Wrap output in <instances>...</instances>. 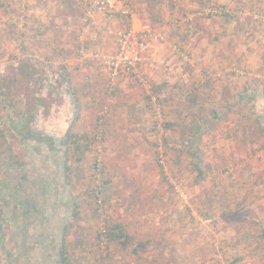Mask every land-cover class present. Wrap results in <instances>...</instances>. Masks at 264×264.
Listing matches in <instances>:
<instances>
[{
	"label": "rangeland",
	"instance_id": "1",
	"mask_svg": "<svg viewBox=\"0 0 264 264\" xmlns=\"http://www.w3.org/2000/svg\"><path fill=\"white\" fill-rule=\"evenodd\" d=\"M89 1L0 0V73L16 79L10 105L0 103V264H60L64 238L80 264H97L107 249L98 247L96 237L109 220L126 224L135 244L151 240L141 258L118 249L117 264H154L160 253L168 262L187 257V264H229L244 255L248 264H264L261 249H254L247 235L264 223V138L254 134L264 123V94L258 91L264 88V0H161L157 8L144 0H122L131 6L128 14H101L83 27L82 7ZM24 15L28 27H20L30 37L38 22L54 27L34 51L7 37L12 18ZM131 16L152 24L165 39L154 45L146 64V81L166 89L163 106L152 99L155 113L145 87L133 78L110 85L101 63L92 59V53H113L106 44L131 27ZM101 18L113 24L96 29ZM80 28L86 35L77 53L68 39L73 42V31ZM86 55L91 69L77 70ZM63 68L69 78L60 88ZM201 80L212 82L218 99L235 102L236 108L202 139L206 182L195 186L190 169L181 173L167 163L169 184H164L153 145L170 134L165 126L177 120L180 91ZM243 127L250 137H244ZM84 132L92 138L102 134L103 140L92 139L87 152L67 154L68 136ZM41 137L51 142L38 141ZM84 141L83 149L89 143ZM215 185L233 195L218 200V210L205 219L199 211Z\"/></svg>",
	"mask_w": 264,
	"mask_h": 264
},
{
	"label": "trees",
	"instance_id": "2",
	"mask_svg": "<svg viewBox=\"0 0 264 264\" xmlns=\"http://www.w3.org/2000/svg\"><path fill=\"white\" fill-rule=\"evenodd\" d=\"M122 1V0H121ZM144 3L147 5V7H153L157 8L159 5H161L163 2L161 0H144ZM87 4V3H86ZM128 7H131L130 4H126ZM11 7V2H8L5 6L4 9L6 10L7 13H9V8ZM89 8V5H86L82 7L83 11V16L84 21L82 22L83 27L89 26L92 24V22L96 19L99 18V15L90 18L87 17V9ZM17 13V12H15ZM106 14H114V15H121L117 12H106ZM103 16V15H102ZM130 16V14H129ZM129 16H126V18ZM13 21V27H11L8 32V39L12 42H17L20 45H22L21 49L24 51H27V49L30 47L34 51V47L36 44L41 45V39L44 37L46 33L54 32L53 26H49L48 23L46 22H38V24L35 26V30H33V37H30L27 31H24L26 29H22L23 27L26 28L28 27L27 23H22L26 19H28L27 15H24L22 18L18 16V18H12ZM15 19L17 21H15ZM22 24V28L20 25ZM152 25V24H151ZM132 27V26H131ZM131 27L128 26L130 29ZM128 28L121 29V30H127ZM58 32H65L64 28H57L55 29ZM60 30H65V31H60ZM31 31V29H30ZM83 29H79L77 32V29L73 31V39L74 41H70L71 38L68 39L69 44H72V48L75 49L76 51L82 50L83 48V41L80 42L81 40H78V36H81L84 32ZM79 33V34H78ZM53 34V33H52ZM27 39L31 41L28 42ZM80 39V38H79ZM114 42V41H113ZM44 44V43H43ZM79 53V52H78ZM55 54V51H54ZM46 61H49L52 59V56H47ZM93 59V58H92ZM96 60V59H94ZM98 61V60H96ZM100 62V61H99ZM38 63H41L38 61ZM102 65V64H101ZM64 69L63 73V80H58L57 84H59L60 88H62V85L66 84L65 81L67 82L68 80V74L66 69ZM79 69V67H78ZM77 69V70H78ZM70 72V71H69ZM16 79L10 75H7L5 73H0V103L9 106V104H6L7 101H9V98L14 96L12 92L14 83ZM110 83V81L108 80ZM136 82V81H135ZM264 82V81H263ZM256 85L262 84L259 83L258 81L255 82ZM117 84V83H116ZM114 84L113 86H115ZM110 85H112L110 83ZM264 85V83H263ZM153 92L146 95L145 100L147 101L148 105L150 106V110L154 111L155 113V105L152 103V99L155 100L156 102L160 105L163 106L167 102V98L163 97V93L166 91L164 85H153L151 84ZM259 86V85H258ZM15 89V87H14ZM58 89V85L55 86V90ZM244 89H247L245 86ZM16 90V89H15ZM116 88L111 92L115 93ZM246 92V90H244ZM261 91L264 94V88ZM181 105L177 107L174 111L177 116L176 121H170L167 122L165 128L167 131L170 132L168 136L163 137L162 141L158 142L153 145L156 148V154H157V164L159 165V172H160V177L162 178L161 182L164 184L168 183V180L166 178V173L164 171V168L166 167V164L171 166L170 170L178 169L180 168L181 173L184 171V169H190L192 171V174L195 175V179L193 180L192 184L197 186L200 182H206L207 178V168L208 165L205 164L206 160L203 156V151L201 149V142L202 139L204 138L205 134L212 133L214 129H217L221 124L225 122L226 117H228V114L233 111L235 106L237 105L235 102H231L230 100L227 101L225 99H218V95L216 94V90L214 87V84L210 81H197L194 84L188 85L185 88H183L181 91ZM239 95H243L242 92L239 93ZM155 97V98H154ZM20 97L18 96V102ZM225 101V105H223ZM12 105V104H11ZM155 106V107H154ZM8 109V108H7ZM107 112V111H106ZM26 119V118H25ZM154 126H158L157 121L154 123ZM100 126L98 124L97 129H99ZM244 130V137H250L249 136V130L246 129V127H243ZM158 131V129H157ZM101 132V130H100ZM19 133V132H18ZM95 136L92 138L90 137L91 134H88L84 132V135H81L78 137L77 134L73 133L70 134L68 137H70V140L66 143H64V146L66 148L67 154H72V155H77L79 152H87L89 151L90 147L93 146V142L99 143V140H103V135L102 134H97L95 132ZM99 133V132H98ZM254 134L257 137L264 138V123L260 124ZM3 132L0 131V137H2ZM20 136V135H19ZM22 136V135H21ZM242 137V136H241ZM22 139L26 140H31L27 136H22ZM38 139V141H46L47 143L51 142V138H45ZM94 141H93V140ZM83 140V143L80 141ZM84 140L89 141L88 146H84L85 148L81 146L82 144H86ZM247 139L243 138L241 139V144L243 143L246 144ZM253 142V140H252ZM263 147V146H262ZM162 149L161 151H159ZM164 157L166 160H164ZM74 158V157H73ZM174 165V166H173ZM98 167L97 162H95L94 169L95 171L101 172V170H96ZM65 171L68 176V182L70 183V177H71V167L69 166V160L68 158L66 159V163L64 164ZM225 171H230V168L225 169ZM244 172L242 170L238 171L239 176H241V173ZM169 184V183H168ZM173 188V187H172ZM217 189V186L215 185L210 189L209 192V199L206 202H203V207L199 211L203 218L209 219L210 216L213 215L218 210V200L224 199L225 197L232 196L233 194L230 192H224ZM238 191V188L234 190V194H236ZM72 197V196H71ZM78 196L76 197L75 195L73 196V201L75 204V208L77 211L73 213V218L74 220L77 221L78 219V211H79V204L77 202ZM240 207L243 204H237ZM189 214H192V210L190 209L189 206H186ZM192 221H195L194 217L191 216ZM107 227L104 228V230L98 233L97 235V242H98V247L105 248L107 249L105 255H101L99 260L97 261V264H117V255H118V249H130L131 255L132 256H137L140 257L144 253H147L149 250V246L151 243L150 239L142 240L140 242H137L138 244L134 243V238L129 234L127 230V225L123 224L121 222H115L109 220L107 223ZM69 226H72L70 224ZM264 223H262L258 228L256 232L250 231L247 235H251L253 237V242H254V249H261L262 254L264 256ZM69 227L68 229H70ZM66 232V231H65ZM66 238L63 239V245H62V255H59V263L60 264H80L77 255L74 254L69 248V245L66 244ZM104 248V249H105ZM114 249V250H113ZM113 250V251H112ZM162 253L158 255L157 259H154V264H187V257L182 258V257H174V260L171 262L165 261L163 258ZM141 258V257H140ZM139 259V258H137ZM244 255H239V256H234L232 260L229 261V264H248V262L244 261ZM144 260V259H142ZM140 260H137L139 262ZM82 264H84L81 261Z\"/></svg>",
	"mask_w": 264,
	"mask_h": 264
},
{
	"label": "built area",
	"instance_id": "3",
	"mask_svg": "<svg viewBox=\"0 0 264 264\" xmlns=\"http://www.w3.org/2000/svg\"><path fill=\"white\" fill-rule=\"evenodd\" d=\"M87 5L86 14L90 18L106 12L128 14L130 11L121 0H90ZM159 41L164 42V37L153 25L145 23L140 28L118 30L114 35L115 52L110 55L92 53V58L103 65L112 85L121 78H133L148 93H152V86L145 79L146 64L151 50Z\"/></svg>",
	"mask_w": 264,
	"mask_h": 264
},
{
	"label": "crops",
	"instance_id": "4",
	"mask_svg": "<svg viewBox=\"0 0 264 264\" xmlns=\"http://www.w3.org/2000/svg\"><path fill=\"white\" fill-rule=\"evenodd\" d=\"M131 20H132V27H134V28H140V26H141V24L143 23V22H141V21H139V20H137L136 18H134L133 16H131ZM134 18V19H133ZM100 20H103L102 21V23L100 22V23H98V21H100ZM100 20H98L96 23L98 24V25H100V26H96L95 25V27H96V29H99L98 27H103L104 29L106 28V27H109V26H111L113 23L109 20V19H105V18H101ZM102 33V32H101ZM85 35H86V33H83L82 34V36L80 37V40L81 41H83V39H84V37H85ZM104 38V36L102 37V38H100V39H103ZM106 44V43H105ZM107 45V47H106V51H108V50H112V52L114 53L115 52V44H114V42H113V44L111 43V44H106ZM83 49V48H82ZM81 53L82 51L81 50H78L77 51V53ZM88 55V54H87ZM87 55H86V58L85 59H87L86 61L84 60V63H85V65H84V63L83 64H78V67H79V71L80 70H83V68L85 69V71H88V69L90 70L91 69V66H90V62L92 61L90 58H88L87 57ZM81 61L80 60H78L77 61V63H80ZM93 62V61H92ZM103 66V65H102ZM103 70H104V67H103ZM104 73L106 74V72H105V70H104ZM106 76H107V74H106ZM123 79H128V78H121L120 80H123ZM107 80H109L108 79V76H107ZM120 80L118 81V82H120Z\"/></svg>",
	"mask_w": 264,
	"mask_h": 264
}]
</instances>
